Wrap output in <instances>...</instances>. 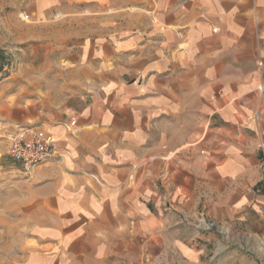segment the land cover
Listing matches in <instances>:
<instances>
[{"label": "crops", "instance_id": "1", "mask_svg": "<svg viewBox=\"0 0 264 264\" xmlns=\"http://www.w3.org/2000/svg\"><path fill=\"white\" fill-rule=\"evenodd\" d=\"M106 3L111 25L65 55L79 87L0 105L8 152L20 128L57 140L15 161L27 264H191L192 220L264 217V0Z\"/></svg>", "mask_w": 264, "mask_h": 264}, {"label": "rangeland", "instance_id": "2", "mask_svg": "<svg viewBox=\"0 0 264 264\" xmlns=\"http://www.w3.org/2000/svg\"><path fill=\"white\" fill-rule=\"evenodd\" d=\"M107 7L106 0H0V105L45 87H79L65 55L111 25ZM2 139L0 264H27L35 242L23 219L26 170H16ZM189 225L199 243L191 264H264V217L230 224L201 216Z\"/></svg>", "mask_w": 264, "mask_h": 264}, {"label": "built area", "instance_id": "3", "mask_svg": "<svg viewBox=\"0 0 264 264\" xmlns=\"http://www.w3.org/2000/svg\"><path fill=\"white\" fill-rule=\"evenodd\" d=\"M263 64V62H259ZM260 90L264 87L259 86ZM255 118L264 120V107L255 113ZM75 121H72V124ZM9 154L19 162L26 171L43 163L55 155L56 138L52 133L40 128H20L10 134Z\"/></svg>", "mask_w": 264, "mask_h": 264}]
</instances>
